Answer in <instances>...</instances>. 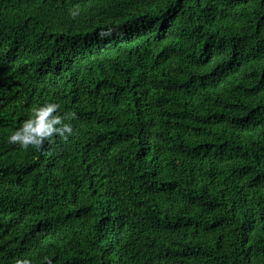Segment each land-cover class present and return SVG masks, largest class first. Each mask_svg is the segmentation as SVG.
I'll return each mask as SVG.
<instances>
[{
    "label": "trees",
    "instance_id": "16d2710c",
    "mask_svg": "<svg viewBox=\"0 0 264 264\" xmlns=\"http://www.w3.org/2000/svg\"><path fill=\"white\" fill-rule=\"evenodd\" d=\"M57 103L71 134L7 137ZM264 264V0H0V264Z\"/></svg>",
    "mask_w": 264,
    "mask_h": 264
},
{
    "label": "clouds",
    "instance_id": "9594fccd",
    "mask_svg": "<svg viewBox=\"0 0 264 264\" xmlns=\"http://www.w3.org/2000/svg\"><path fill=\"white\" fill-rule=\"evenodd\" d=\"M59 107L57 103L51 102L34 107L29 117L7 137L8 143L27 149L29 146H42L44 141L53 135L71 134V126L64 121L70 117L75 118V113L60 115ZM23 264H29V262L23 261Z\"/></svg>",
    "mask_w": 264,
    "mask_h": 264
}]
</instances>
